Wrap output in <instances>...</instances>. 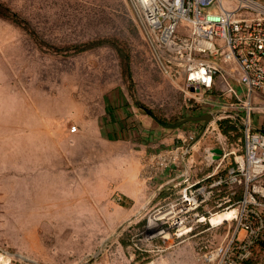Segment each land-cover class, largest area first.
Returning <instances> with one entry per match:
<instances>
[{
    "label": "rangeland",
    "instance_id": "rangeland-1",
    "mask_svg": "<svg viewBox=\"0 0 264 264\" xmlns=\"http://www.w3.org/2000/svg\"><path fill=\"white\" fill-rule=\"evenodd\" d=\"M0 13V247L36 264L113 260L118 233L96 232L109 185L89 186L92 163L72 152H87L95 132L137 146L161 127L147 111L172 125L202 108L157 65L133 0H0ZM185 28L179 33L189 35ZM88 190L102 202L81 200ZM157 208L122 221V264H203L200 246L227 234L212 229L173 247L147 242Z\"/></svg>",
    "mask_w": 264,
    "mask_h": 264
},
{
    "label": "built area",
    "instance_id": "built-area-1",
    "mask_svg": "<svg viewBox=\"0 0 264 264\" xmlns=\"http://www.w3.org/2000/svg\"><path fill=\"white\" fill-rule=\"evenodd\" d=\"M232 1L236 6L224 0H133L162 72L183 81L189 101L219 110L213 112L217 122L242 115L244 136V152L224 154L202 180L183 170L199 131L180 134L173 147L141 154V178L152 183L171 175L165 186L177 190L148 218L144 234L147 242L173 247L225 229L221 243L200 246L201 263L264 264V131L252 122L254 113H264V0ZM183 25L189 35L179 33ZM227 157L234 164L223 171ZM225 213L231 217L211 223ZM0 264L36 263L0 247Z\"/></svg>",
    "mask_w": 264,
    "mask_h": 264
},
{
    "label": "crops",
    "instance_id": "crops-1",
    "mask_svg": "<svg viewBox=\"0 0 264 264\" xmlns=\"http://www.w3.org/2000/svg\"><path fill=\"white\" fill-rule=\"evenodd\" d=\"M239 88L240 90H243L241 87ZM217 111L215 110L213 112ZM213 112L202 108L199 112H193L194 114L184 116L182 120L208 114L214 117L215 113ZM233 116L234 118L226 117L220 122L212 119L208 123L205 121L192 122L180 127L183 128V131H187L186 134H189L194 131V129H197L192 124H196L202 128V130L198 133L199 139L191 153L192 155L184 161L183 170L188 171L190 178H192L193 181L207 178L215 170L219 162L222 161L223 156L219 160L215 159V155L212 153L213 150L221 149L223 151V155L230 152H236L237 154H242L244 152L243 127L242 119L240 117L242 115L238 117V115L233 114ZM252 122L256 131H264V113H254ZM152 129L154 130V133H150V135L144 140L141 139L137 146L133 144L130 145L128 142L122 143V140L112 142L111 140L103 137L99 138L97 132H95L92 146L86 147L87 152H82V147L76 148L72 152L82 153L79 156L80 163H92V176L89 178H92L93 180L88 182V184H90L89 186H92L93 183H95L94 179L97 182L105 180L109 185L110 206H107V208L103 210L104 212L102 215H97L98 218H102V226H100V229L96 230V232L104 234L118 233L117 238L119 242H115L117 247L116 254H107V257L114 256V259H102L101 263L94 262L92 264H122V221L124 222L136 217L139 210L144 206L159 207L170 201L177 194V190L168 189V187L165 186L166 181L171 178V175L152 183H147L141 178L142 164L139 161L140 155L142 153H152L173 147L180 136L178 135L176 137L175 133H172L175 131H171H177L179 128L166 129L161 126L160 128ZM183 134L185 135V132H183ZM96 162L97 164L99 163V166H94ZM233 164V157L225 158L222 170H226ZM86 194L88 196L82 198L81 200L91 201L89 202L90 206H93L96 201L102 202L103 200L100 194L95 196V192L93 193L90 190H88ZM114 194H118V196L120 195V197L123 198L122 202L124 201V203L115 204V202L112 201ZM112 204L117 206L113 212H111L112 209H110ZM89 214L88 215L90 217L95 218L93 210H91ZM89 231L94 232V228L93 230L91 228L88 232ZM102 244L103 243H99V246ZM108 244L106 245L107 248L110 247ZM174 253H176V251ZM174 253L170 254L172 259H175ZM57 263L48 262L46 260L44 262L42 261L41 264Z\"/></svg>",
    "mask_w": 264,
    "mask_h": 264
},
{
    "label": "water",
    "instance_id": "water-1",
    "mask_svg": "<svg viewBox=\"0 0 264 264\" xmlns=\"http://www.w3.org/2000/svg\"><path fill=\"white\" fill-rule=\"evenodd\" d=\"M148 114L158 123L160 124L162 127L166 128V129H177L180 128L188 123H192V122H200V121H205L206 123H208L210 120H212L214 117L210 114L208 115H204V116H200V117H191V118H187L184 119L178 123L172 124V125H167L163 122L160 121V119L154 115L152 112L147 111ZM212 153L215 155V159L219 160L222 156H223V151L221 149H215L212 151Z\"/></svg>",
    "mask_w": 264,
    "mask_h": 264
},
{
    "label": "bare ground",
    "instance_id": "bare-ground-1",
    "mask_svg": "<svg viewBox=\"0 0 264 264\" xmlns=\"http://www.w3.org/2000/svg\"><path fill=\"white\" fill-rule=\"evenodd\" d=\"M229 217H231V214L230 213H225V214H222V215H219V216H215V217H213L212 218V221H211V223L213 224V225H216V224H218V223H220L223 219H225V218H229ZM24 257V256H23ZM25 258V257H24ZM26 259V258H25ZM27 260H29V259H27Z\"/></svg>",
    "mask_w": 264,
    "mask_h": 264
},
{
    "label": "trees",
    "instance_id": "trees-1",
    "mask_svg": "<svg viewBox=\"0 0 264 264\" xmlns=\"http://www.w3.org/2000/svg\"><path fill=\"white\" fill-rule=\"evenodd\" d=\"M0 14H3V13H0ZM2 16H6V13H4ZM13 18L17 20L15 16H13Z\"/></svg>",
    "mask_w": 264,
    "mask_h": 264
}]
</instances>
